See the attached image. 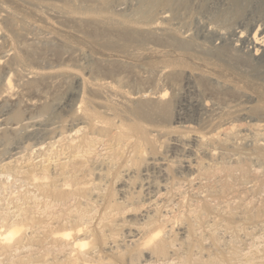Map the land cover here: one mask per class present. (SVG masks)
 Masks as SVG:
<instances>
[{"label": "rangeland", "instance_id": "1", "mask_svg": "<svg viewBox=\"0 0 264 264\" xmlns=\"http://www.w3.org/2000/svg\"><path fill=\"white\" fill-rule=\"evenodd\" d=\"M149 1L0 0L7 9L0 10L5 67L0 91L11 78L14 85L13 103L0 101V226L28 220L20 247L1 245L0 264H81L88 259L92 264H264V128L255 127L264 125V68L250 60L247 45L237 46L232 39L220 45L211 33L219 17L229 37L232 30H247L246 23L260 20L264 12L260 7L257 15L245 6L236 14L230 0H183L179 7ZM165 11L168 21L160 22ZM178 43L191 49L185 52ZM222 47L246 65L200 85L195 76L206 72L208 64L228 62L227 57L220 60ZM8 55L16 61H8ZM16 71L49 76L28 90ZM164 89L172 105L167 118L136 115L137 104L131 102L121 107V94L139 99ZM27 100L36 107H25ZM203 100L209 101L211 113L195 107ZM82 102L113 129L94 130L82 122ZM252 108L262 114H253ZM230 127L247 137L236 140L235 148L200 147L195 140ZM139 128L146 130L142 139ZM156 129L168 135L159 136ZM87 136L94 139L97 154L90 163L76 157L83 155L76 148L74 157L59 156L68 142L77 144ZM212 145L215 161L205 153ZM142 151L143 159L136 162ZM48 160L47 178L40 170L35 180L20 170L26 162ZM61 163L71 173L83 163L102 165V172L68 179L71 186L90 181L89 193L64 192L58 178ZM80 210L89 212L93 236L87 239L89 250L76 253L75 263L48 235L54 227L74 228L64 220ZM165 215L177 217L173 229L158 223L174 244L166 254L145 249L146 239L132 243L149 217Z\"/></svg>", "mask_w": 264, "mask_h": 264}, {"label": "bare ground", "instance_id": "2", "mask_svg": "<svg viewBox=\"0 0 264 264\" xmlns=\"http://www.w3.org/2000/svg\"><path fill=\"white\" fill-rule=\"evenodd\" d=\"M182 1L183 0H150L149 2L151 4H154V5H157L158 3L159 4L166 3V4L173 5V7H175V6L179 7V5L181 3L183 4ZM230 1H233V3L232 2H230V3L233 4V8L235 11H233V9H232V11L235 12L236 14H237L236 11H241L242 8L245 6L251 8V12H253L254 14L256 13L255 10H259L260 7H261V9H260L261 12H264V0H230ZM0 10H1V12H7V9L5 7H0ZM166 14H167L166 11L162 12L160 14V17L158 18V20H160V22L168 21L167 20L168 16ZM141 16H143V15H141ZM248 16H250V15H248ZM259 16H260L259 17L260 20H258V21L254 19L253 21H249L248 23H246L247 25L245 23H242V25H240L239 27L237 26L238 30H239L241 26L246 25V26H248L247 30L246 29H245V31H243V30L237 31V29L232 30V31H230V34L228 35L229 37H227L225 35V33L223 32L224 29L222 26H220V19L221 18L219 17L216 19L217 20V25H216L217 28L215 26H213V28L214 27L215 28L213 29V32H211V33H213L214 38H216V40L220 41V45H221V43L228 42L229 39H232L233 41H235L237 43V46L241 47V46L247 45L248 52H249L248 55H249L250 60H252L254 62H256V61L261 62V67L264 68V22L262 23V21L264 20V15H259ZM226 20H227V18H226ZM222 23H224V22H222ZM225 23H227V22H225ZM259 23H262V24L259 25ZM227 25H226V27H227ZM256 27H257V29L254 31V29ZM252 30L254 31L253 33H252ZM178 46L179 47L181 46L183 48L182 50H185V52H187L188 49L189 50L191 49V46L188 43H178ZM223 47L221 50H219L220 53H218V55H219L221 61H223L225 59V57H227L226 59H228V62L224 63L225 62V60H224V62H223L224 65L220 64V67L217 64L214 65L213 64L214 62H213L212 65H213L214 69H212L213 67H210V64H208L209 66L207 67L208 69L206 72L201 73V74H197L195 76L196 81H199L200 85H203L204 87H206V86H208L209 83H211L215 80H217V81L220 80L221 79L220 74L222 73V71H224V72L228 71V70L232 71V69L237 67V66L246 65L241 57H236L237 55L236 56L233 55L232 51L230 49L223 48ZM7 59H8V61H11V60L16 61L17 58H16V56H9ZM2 60L3 59H0V73L2 71H5L4 62ZM206 60H207V57H206ZM212 61H214V60H212ZM9 65H11V64H9ZM12 66H14V65H12ZM215 68L216 69L218 68V69L216 70ZM16 73L18 74V77L21 80H23V83H24L23 87L28 88V90L29 89H32V90L35 89V86L37 85L38 81L43 80L47 76H49V74H45V73H42L40 71H28L27 73H24V72L20 73V72L16 71ZM58 75H60V74H58ZM65 76H69V74L68 75L65 74ZM11 80H12V78L7 80V82L3 86L2 90L0 91V101L5 100V101H8L9 103L13 101L14 97L12 95H13L14 85H13ZM108 88L111 91L115 90V87L111 86V85ZM26 91L27 90H25V92ZM219 91H220V89H219ZM210 92H213V91H210ZM168 94L169 93L164 89V91L157 93V95L154 97H152V96L149 97V96L143 95V97H141V98L138 97L139 99H131L130 97H128L126 95H122V94L119 96H121L123 98V100L121 102V107H126L128 105V103H130V102L137 104V107L135 108V110H133L136 115L138 114L140 116L141 115L146 116V115L150 114V116H151V115L156 114L159 117L163 116L164 118H167L170 115V111L172 109L171 108L172 107L171 101L167 100ZM21 100H23V98ZM135 100H137V101H135ZM199 102H201V101H199ZM199 102L195 104V107L197 109H200V110L203 109L206 112L211 113L212 106L209 104L208 100H206V101L203 100V102H201V103H199ZM23 104L25 107L31 108V109L36 107V103H31L28 100L23 102ZM23 104H22V106H23ZM251 110L253 112L255 109L252 108ZM105 112H104V114H105ZM78 114L80 115V120L82 122H84L85 124H88L94 130H97V129L101 130L102 129V131L104 130V131L108 132V131H111L113 129V127L110 124L101 122L100 120H98L97 117L93 116L92 113H89L87 111V107L84 106V102H82V105H80L78 107ZM253 114H255V115L262 114V111L253 112ZM221 115H220V117H221ZM76 118L78 119V117H76ZM221 118H223V117H221ZM4 121H5V119L2 120V123ZM6 121H5V123H7ZM5 123H3V124H5ZM3 124H1V125H3ZM255 127L258 129H263L264 125L256 124ZM139 130L141 131L140 128H139ZM224 131H227V132L224 133ZM77 132H80V130ZM154 132H156L159 136L168 135V131L164 130V129H156V130H154ZM222 132L225 134L224 137H222ZM145 133H146V130H144L143 132L142 131L139 132V139L144 138ZM238 139H242L243 141H245V140H247V137L245 135H240L239 133L236 134V130L233 127H230V128H226V129H222V130L219 129L218 131H216L214 133H209L207 135L199 136L195 140H197V143H198V145H200V147L208 146L209 144L213 143V145H217L218 148H220V150H222L224 148H228V149L229 148H235V146L237 144L235 142ZM213 145H212V148L206 149V152H205L206 155L209 156V159H210L209 161H215L217 159L216 157H218L216 150L213 148ZM75 148H76V151L79 150V151H82V153H83L82 156H80V154H79V155H76V157L85 158V162H87V163H90L92 158H94L97 155L95 152L96 151L95 150V141L92 138H88V136L86 138H83L80 141V143H77V144H75L74 142H68V144H66L63 147V149L61 148L62 150H60L58 154H60L59 156L72 154V156L74 157L73 151ZM143 152L144 151L140 152L138 154L137 158H135V160H137L136 162H140L143 159V157H144ZM108 154H110V153H108ZM48 162H49V160L45 161L44 163H40V164H38V163L36 164V163H32V162H26V165L24 167L20 168V170L23 173L31 174V178H33V179L36 176L35 173L40 170L45 177L48 175V167H50ZM87 163H83L82 169L79 170V172L77 171V172H73V173H71L68 170V167L64 163H61L59 165L60 173L58 172L59 173L58 178L62 179V181L64 182V183L62 182L63 184L61 185V190H63L64 192H73V191H75V192L76 191H83L84 193H86L88 191L90 192L91 187H92V186L90 187V184H91L90 181H88V183H85L84 185H82V182L80 184L79 183L77 184V182H76V184H74V186H71L67 182L68 179H70L71 177L72 178H74V177L80 178V176L82 175V179H83V176H85V178L87 177L90 179V178H93L95 175L100 174V172H102V169H101L102 165L100 166V168L99 167L95 168L96 166L95 167L93 166L94 168H92L89 165L87 167ZM201 163L202 162H198L197 165L199 166ZM8 164H10V163H8ZM204 164L205 163H203L202 166H204ZM45 178H47V177H45ZM75 181H76V179H75ZM48 186H50V185L47 184V185H44L43 187L48 188ZM52 189H54V188H52ZM88 214H89L88 211L80 210L73 216V218L71 217L72 219H65L64 222L73 223L74 228L72 226L65 227V228L63 227V229H58L57 231H54L55 227L53 229L51 228L52 231L48 235V239H50V241L52 240L51 241L52 243L53 242L55 244L59 243L60 246L62 248H64V250L66 248L67 252L69 251L68 254L71 257L73 256V258H75L77 256L76 253H79V252H80V254L85 253V251L89 250V242L87 241V239L91 238L93 236L92 231H90L88 229V224H90ZM21 216L23 217V215H21ZM16 217L17 216H15V218ZM19 217H20V215H19ZM20 219L21 218H19V220ZM23 219H26V218H23ZM176 219H177V217L173 216V215L171 217L165 215V216L160 217V218L157 216H154L151 218L149 217L148 223L145 224L144 226H142L143 228H138V234L136 236H134L135 238H134V241H132V243L134 242L135 244H139L140 240L142 241L143 239H146V241H144L145 249H149L151 247V249L153 250V254L155 253V255L166 254L168 252V249H170L174 244H171V240L164 237V234H165L164 233L165 232L164 227L170 226V229H173V225L175 224ZM3 220L5 221V219H3ZM17 220H12V221H16V222L12 223V221H11V223L8 225L3 223L2 226H0V228H1L0 229V248L4 247V246H1L4 244H6L5 246H7V248H8L9 247L8 245H10V244L16 243L19 246L22 243L24 236H26L25 233L27 232L26 231V228L28 227V225H26L27 219L23 220V222L21 221L22 219L18 222H17ZM6 221H7V219H6ZM161 221L164 224V227L161 224L159 226L158 223H161ZM25 222H26V224H25ZM61 222H62V224H66V223H63V221H61ZM60 225H61V223L58 221L57 227H59ZM111 225H112V222L110 224L111 230L109 232L111 233V236L113 237L115 235L114 233H115L116 227H114V226L111 227ZM139 234H143L141 238L138 237V236H140ZM136 237H138V238H136ZM18 246H17V249L20 247V246L19 247ZM61 247H60V249H61ZM5 248H3V249H5ZM62 251H63V249H62ZM74 262L75 263L79 262V258H75ZM92 263L93 262H90L88 259L84 263H81V264H92Z\"/></svg>", "mask_w": 264, "mask_h": 264}]
</instances>
